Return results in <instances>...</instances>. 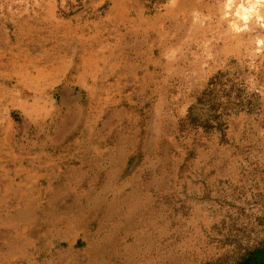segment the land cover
<instances>
[{
    "label": "rangeland",
    "instance_id": "1",
    "mask_svg": "<svg viewBox=\"0 0 264 264\" xmlns=\"http://www.w3.org/2000/svg\"><path fill=\"white\" fill-rule=\"evenodd\" d=\"M263 241L264 0H0V264Z\"/></svg>",
    "mask_w": 264,
    "mask_h": 264
},
{
    "label": "trees",
    "instance_id": "2",
    "mask_svg": "<svg viewBox=\"0 0 264 264\" xmlns=\"http://www.w3.org/2000/svg\"><path fill=\"white\" fill-rule=\"evenodd\" d=\"M151 1H154V0H151ZM217 75H214L211 80L213 81ZM58 99L59 97L57 96V100ZM85 100H87V98ZM82 122H83V119L81 118V121L79 122V127ZM77 133H78V130L75 129V131L70 136L72 137L73 135ZM79 242L80 243L82 242L81 238L78 239V243ZM236 264H264V241L258 246L252 249H248L247 252L236 262Z\"/></svg>",
    "mask_w": 264,
    "mask_h": 264
},
{
    "label": "crops",
    "instance_id": "3",
    "mask_svg": "<svg viewBox=\"0 0 264 264\" xmlns=\"http://www.w3.org/2000/svg\"><path fill=\"white\" fill-rule=\"evenodd\" d=\"M19 223H20V220L18 219L17 222H15L14 224H12V226H11V228L14 230V232L16 231L15 232L16 235L18 234V231H19V227H17ZM15 227H16V229H15Z\"/></svg>",
    "mask_w": 264,
    "mask_h": 264
},
{
    "label": "bare ground",
    "instance_id": "4",
    "mask_svg": "<svg viewBox=\"0 0 264 264\" xmlns=\"http://www.w3.org/2000/svg\"><path fill=\"white\" fill-rule=\"evenodd\" d=\"M19 226V225H18ZM20 227V226H19ZM15 229H16V227H15ZM16 232V231H15Z\"/></svg>",
    "mask_w": 264,
    "mask_h": 264
}]
</instances>
